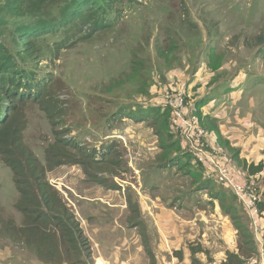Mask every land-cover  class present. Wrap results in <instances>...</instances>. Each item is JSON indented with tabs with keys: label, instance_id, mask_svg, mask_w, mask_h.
I'll list each match as a JSON object with an SVG mask.
<instances>
[{
	"label": "rangeland",
	"instance_id": "374dc122",
	"mask_svg": "<svg viewBox=\"0 0 264 264\" xmlns=\"http://www.w3.org/2000/svg\"><path fill=\"white\" fill-rule=\"evenodd\" d=\"M72 3L45 0L36 20L60 23L65 8L73 10ZM257 37H264V0H110L57 36L32 40L38 49L34 59L12 36L1 38L5 58L19 73L25 70L41 80L45 90L40 98L48 110L33 102L32 93L24 109L25 142L39 160L45 163V150L57 139L97 153L98 164L90 168L93 178L72 165L48 175L80 221L94 264H105L100 256H107L109 264H151L145 248L157 264H191L190 245L204 248L206 253L196 255L204 264H221L234 239L227 242L220 226L226 224L229 238L235 230L225 209L234 206L248 227L232 191L217 179L205 184L210 180L192 158H177L180 146H173L175 163L165 167L155 130L148 122L137 124L133 113L139 106L162 112L164 92L187 91L197 80L210 83L204 98L217 118H212L215 128H225L222 132L245 156L252 150L263 156L264 60L258 51L264 49V39L259 45ZM66 40L73 41L71 47L59 54L56 44ZM210 53L220 57L214 63L222 64L215 73ZM142 90L149 96L142 97ZM230 101L238 106H227ZM17 199L12 172L0 156V205L6 218L21 225ZM168 214L167 220L161 218ZM134 217L137 228L131 225ZM0 250L17 253L5 264H40L7 240L0 239ZM175 251L183 252L182 260Z\"/></svg>",
	"mask_w": 264,
	"mask_h": 264
},
{
	"label": "trees",
	"instance_id": "16d2710c",
	"mask_svg": "<svg viewBox=\"0 0 264 264\" xmlns=\"http://www.w3.org/2000/svg\"><path fill=\"white\" fill-rule=\"evenodd\" d=\"M44 1L0 0V30L6 31L0 34V40L12 36L19 45L24 47V52L32 59L38 51L32 40L43 41L47 36H57L73 21H85L87 15H90L95 7L103 9L110 0H73V10L65 8L60 23L53 24L48 21L36 20L39 14L37 8L41 7ZM81 33L76 35L77 38ZM263 39L264 37H257L259 45L263 43ZM72 42L66 40L57 43V52L62 53L71 47ZM4 44V41H0V156L3 163L12 172L13 182L18 193V199L14 206L22 216V223L19 225L16 220L6 218L0 205V239L27 250L40 264H94L91 243L86 237L80 221L63 194L51 184L48 175L61 166L72 165L82 167L85 174L93 178L95 173H92L90 168L92 165L98 164L97 153L96 151L88 152V149L72 144L70 141L57 139L46 148L45 163L39 160L35 152L25 142L24 133L28 121L24 109L30 101L28 96H31L32 93L33 102L42 106L43 110H48L44 105V100L40 98L41 95H44L45 90L40 86L41 80L38 81L25 70L23 73H19L12 65L13 63L5 58ZM210 52L215 51L212 49ZM258 55L264 60V49L259 50ZM209 58V67L213 71L222 67L221 62L214 63V59L220 57L210 53ZM55 59L58 60L59 55ZM214 64L220 65L212 68ZM143 86L146 87L145 84ZM47 87L48 85H46ZM184 92L188 96L186 90ZM141 95L142 97L149 96L148 90H142ZM187 101L190 102L189 96ZM203 105V101L197 102L192 111L198 116L200 125L208 135L215 132L216 146L224 152L230 151L233 154V161L245 171L247 170L250 175L263 171V162L257 166L252 164L248 167L246 161L239 159V151L230 148L229 143L222 141L219 131L211 123L210 117L203 115ZM137 110L133 113L135 122L137 124L148 122L152 130H155L154 135L156 138L158 137L162 151L159 160L164 163L165 167L175 163L172 159L175 150V148L173 150V146L178 145L182 153L177 158L180 160L182 156L192 158L195 165L201 167L205 179L210 180L205 184H209L211 181L215 182L214 179L207 177L206 169L187 152L181 134L173 130L170 109L161 108V112L157 108L147 109L139 106ZM124 112L125 109H122L121 113ZM160 115L167 119L161 121ZM116 164L118 166V163ZM233 196L235 197L234 194ZM132 204V202L129 204L130 208L136 214L137 207ZM241 208L244 211L242 205ZM261 210L264 212V202L261 204ZM225 213L232 218L238 244L237 251H228L221 264H246L248 260L256 256L258 251L251 221L247 216L250 224L246 227L247 225L242 222L243 218L239 217V212L234 206L226 208ZM139 224L137 218L134 217L131 225L137 228ZM145 249L150 255L151 264H157L152 252L148 248ZM188 249L192 257L191 264H204L196 258V255L206 253L201 245L198 247L190 245ZM181 252H174V256L179 260L183 259V252Z\"/></svg>",
	"mask_w": 264,
	"mask_h": 264
},
{
	"label": "built area",
	"instance_id": "2783aa9c",
	"mask_svg": "<svg viewBox=\"0 0 264 264\" xmlns=\"http://www.w3.org/2000/svg\"><path fill=\"white\" fill-rule=\"evenodd\" d=\"M187 97L183 90L169 89L161 98L162 108L171 110L172 128L181 134L187 152L206 169L209 179L220 180L232 191L249 217L258 251L246 264H264V212L261 210L264 173L249 176L242 173L222 149L212 146Z\"/></svg>",
	"mask_w": 264,
	"mask_h": 264
},
{
	"label": "crops",
	"instance_id": "0c3cea01",
	"mask_svg": "<svg viewBox=\"0 0 264 264\" xmlns=\"http://www.w3.org/2000/svg\"><path fill=\"white\" fill-rule=\"evenodd\" d=\"M207 68H208V65H207ZM204 69H206V67L204 66V68H203V70ZM209 69V68H208ZM211 72H213V73H215L216 71H211ZM210 75H208L207 77H209ZM197 78V77H196ZM196 78H194L193 79V81L194 80H196ZM204 78H206V76H204ZM206 79H204V81H205ZM199 82V80H197L196 81V83H194V87L193 88H191V89H189L188 88V90L186 91L187 93H188V95H189V100H190V104L191 105H193V106H195L196 105V103L197 102H200V101H203L204 102V105L202 106V113H203V115L204 116H209L210 117V121H211V123L214 125V127L216 126L215 125V123L213 122V119L212 118H214V119H217L216 117H213L210 113H209V110H207L206 109V106H208V101H207V99H205L204 98V96H205V94L208 92V86H210V83L207 85H205V83H202V84H199L198 83ZM213 83H215V82H213ZM189 86V85H188ZM199 89H203V91L201 92V91H199L198 92V90ZM184 91V90H183ZM235 99V98H234ZM235 106V107H237L238 106V103L237 102H235L234 103V101H230V102H228V104H227V106ZM211 113L212 114H215L216 112H217V110H215V108H211ZM232 121H233V119H231ZM217 127V126H216ZM224 129L225 128H223L222 126L220 127V130H219V128H218V131H219V135H220V137H221V139H222V141L223 142H226V143H229V146H230V148H232V149H234V150H238L239 151V159L240 160H242V161H246V163L248 164V167L250 166V165H252V164H255L256 166L259 164V163H261V162H263L264 163V155L263 156H260V153L258 152V151H251L250 152V154H249V156H245V155H247L246 153H245V150L244 149H242L241 150V148H240V145L239 146H236V143H234L233 141H232V138L231 139H229V138H227V134H224V132H222V131H224ZM249 134H250V131H249ZM237 137V136H236ZM237 138H239V137H237ZM248 139V137H244V139ZM208 140H209V143L212 145V146H215V147H217L216 145V141H217V137H216V134H215V132H211L210 133V135H208ZM249 142H250V140H249ZM238 144V143H237ZM263 144H264V142H263ZM252 145H254V142H252ZM226 155L231 159V161H232V163H233V165L237 168V169H239L242 173H244V174H246V175H250L249 174V172L246 170H242L243 168H241L237 163H235L234 161H233V154L230 152V151H228V150H226ZM169 216V214L167 215V216H165V217H161V218H164L165 220H167L168 217ZM223 225V226H222ZM222 225L220 226V228L221 229H223L224 230V232H225V234H226V240H227V242H229L231 239H234V241H232V242H230V246L228 247V249L230 250V251H234V252H236L237 251V235H236V231L233 229V233H232V235L234 234V236L233 237H230L229 238V235H230V232L227 230V226H226V224L225 223H222ZM7 249H9L8 247H6V248H4L3 250H7ZM0 253L3 255V262L2 263H0V264H5V262H7V261H12V260H14V259H16V257H17V253L15 254V253H11V251H10V254H6V253H4L3 251H1L0 250ZM0 258H1V256H0ZM99 258H102V261L105 263V264H109V262H110V260H109V258L107 257V256H100V257H98L97 259H99ZM2 259V258H1ZM97 263V262H96ZM98 264V263H97ZM121 264V263H120ZM125 264V263H124Z\"/></svg>",
	"mask_w": 264,
	"mask_h": 264
}]
</instances>
